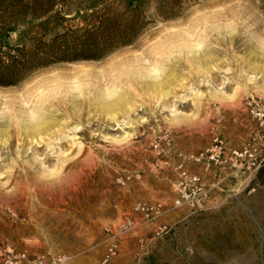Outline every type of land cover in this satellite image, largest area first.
I'll return each instance as SVG.
<instances>
[{
    "label": "rangeland",
    "instance_id": "374dc122",
    "mask_svg": "<svg viewBox=\"0 0 264 264\" xmlns=\"http://www.w3.org/2000/svg\"><path fill=\"white\" fill-rule=\"evenodd\" d=\"M108 1L137 12L132 44L0 86V264H103L111 232L130 218L138 225L115 264H264V166L233 168L216 185L213 167L188 162L209 196L175 206L179 152L219 136L264 160L247 106L261 98L264 109V0ZM167 133L173 146L158 155L152 144ZM139 201L166 213L150 222L134 213ZM160 225L170 231L157 236Z\"/></svg>",
    "mask_w": 264,
    "mask_h": 264
},
{
    "label": "trees",
    "instance_id": "16d2710c",
    "mask_svg": "<svg viewBox=\"0 0 264 264\" xmlns=\"http://www.w3.org/2000/svg\"><path fill=\"white\" fill-rule=\"evenodd\" d=\"M127 2L134 8L143 0ZM112 3L0 0V86L18 85L54 64L101 59L132 44L139 31L137 12H113ZM12 32L19 35L16 43L9 41Z\"/></svg>",
    "mask_w": 264,
    "mask_h": 264
},
{
    "label": "built area",
    "instance_id": "2783aa9c",
    "mask_svg": "<svg viewBox=\"0 0 264 264\" xmlns=\"http://www.w3.org/2000/svg\"><path fill=\"white\" fill-rule=\"evenodd\" d=\"M253 118L258 122L259 126L264 131V109L262 108L261 98H251L247 102ZM163 139H159L152 144L153 150L162 155L173 146V139L170 134H166ZM179 161L176 164L178 177L175 182L177 197L175 206L181 207L184 205L197 206L203 203L209 196V189L206 186L202 176L198 173L191 172L187 169L186 164L193 162L203 164L207 168L217 166L222 169L235 168V170H252L259 169L264 166V160L257 161L256 154L252 147L244 149H228L225 142L219 137L213 139V143L197 153L185 154L178 153ZM133 211L142 218L153 222L164 216L166 208L163 203H150L139 201L135 204ZM138 225L136 218H130L126 222L120 224L116 230L111 232L108 249L103 259V264H115V258L118 255L120 242L123 235L133 230ZM170 231L167 225H160L156 229L157 236H162ZM26 257V254L23 255ZM22 264H72L70 258L66 255H59L52 258H37L35 260L21 261ZM21 262L15 263L19 264Z\"/></svg>",
    "mask_w": 264,
    "mask_h": 264
},
{
    "label": "crops",
    "instance_id": "0c3cea01",
    "mask_svg": "<svg viewBox=\"0 0 264 264\" xmlns=\"http://www.w3.org/2000/svg\"><path fill=\"white\" fill-rule=\"evenodd\" d=\"M214 170V176L217 179L218 183H216V185L221 184L222 182L224 183V181H226L227 177L230 175L228 174V172L234 173L235 170H233L232 168H226V169H222L219 168L217 166H213L212 168Z\"/></svg>",
    "mask_w": 264,
    "mask_h": 264
},
{
    "label": "bare ground",
    "instance_id": "6f19581e",
    "mask_svg": "<svg viewBox=\"0 0 264 264\" xmlns=\"http://www.w3.org/2000/svg\"><path fill=\"white\" fill-rule=\"evenodd\" d=\"M191 38V37H190ZM192 39V38H191ZM83 68V67H82ZM87 68V67H86ZM82 71V70H81ZM90 72V71H89ZM154 73L155 74H158V69H156L155 71H154ZM90 74V73H89ZM93 74V73H92ZM254 79V78H253ZM74 80H75V82H77V80H78V78H74ZM80 85V84H79ZM37 87H39V84H38V86ZM183 102H185V101H183ZM26 105V104H25ZM173 111L174 112H176L177 110L176 109H173ZM32 113V112H31ZM33 116V115H32ZM33 117H35V116H33ZM46 124H47V121L46 122H43V123H41V124H39V125H37V126H35V127H31L30 128V130L31 131H34V130H39V129H43L45 126H46ZM60 134V133H59ZM130 136H131V133H128ZM65 135V134H64ZM68 135V134H67ZM42 137V136H41ZM73 141H75V140H73ZM38 142V141H37ZM79 144V143H78ZM40 145V144H39ZM38 145V146H39ZM42 145V144H41ZM52 145V144H51ZM50 147H52V146H50ZM81 147H82V145H81ZM35 149V148H34ZM35 154H37V153H35ZM34 154V155H35ZM48 157V156H47ZM47 159V158H46ZM42 163H44L43 161H42ZM45 172V171H44ZM20 186V185H19ZM24 189V188H23ZM46 189V188H45ZM30 190V189H29ZM43 193V192H42ZM23 195V194H22Z\"/></svg>",
    "mask_w": 264,
    "mask_h": 264
}]
</instances>
